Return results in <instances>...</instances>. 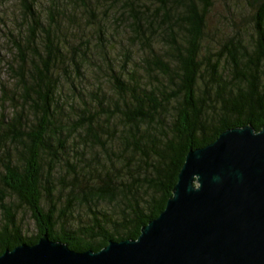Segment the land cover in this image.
<instances>
[{"label": "trees", "instance_id": "trees-1", "mask_svg": "<svg viewBox=\"0 0 264 264\" xmlns=\"http://www.w3.org/2000/svg\"><path fill=\"white\" fill-rule=\"evenodd\" d=\"M216 1L17 0L12 16L0 10L10 74L0 79V256L45 234L79 252L138 239L192 149L228 129H263L264 0H246L240 14L225 0L248 22L213 39ZM115 33L127 43L112 52Z\"/></svg>", "mask_w": 264, "mask_h": 264}, {"label": "water", "instance_id": "water-1", "mask_svg": "<svg viewBox=\"0 0 264 264\" xmlns=\"http://www.w3.org/2000/svg\"><path fill=\"white\" fill-rule=\"evenodd\" d=\"M0 264H264V127H236L192 149L174 195L138 239L79 252L48 234Z\"/></svg>", "mask_w": 264, "mask_h": 264}, {"label": "rangeland", "instance_id": "rangeland-1", "mask_svg": "<svg viewBox=\"0 0 264 264\" xmlns=\"http://www.w3.org/2000/svg\"><path fill=\"white\" fill-rule=\"evenodd\" d=\"M149 2L150 6L153 7V4H151V0H146ZM237 5V12L240 14L243 12L246 8V0H234ZM226 2L225 0H217L215 6L213 7L209 17H208V32L211 34V37L213 39H218L223 36H225L228 31L230 30L232 26V21L237 20L239 24L246 25L248 22V19H245L243 15H236L235 17H232L229 15L226 9ZM0 10L7 12L10 16H12L15 12L18 11V3L17 0H0ZM244 26H242L243 28ZM92 30L91 29H85V34L87 35L84 38H88L91 35ZM116 37H121V42H117L115 44H111L112 48L117 47L116 49H111L112 52L120 51L122 49L121 43L126 42V38L123 34L115 33ZM71 37L73 42L79 43L81 39L83 38V35L79 34L77 31L75 33L69 35ZM124 39V40H123ZM107 41L106 36H104L102 33H99V35L95 38V42L100 47H103V44ZM94 44V41H93ZM120 44V45H119ZM119 45V46H118ZM142 53L136 51L134 53L135 59L141 58ZM3 66V65H2ZM96 68V67H91ZM95 74L93 71L88 72V77L92 82H96L95 80ZM0 79H3L5 83H10V74L6 69H2L0 66ZM18 217L21 219V221L24 224V228L27 232L30 233H36L38 231V228L36 227L35 220L31 216V213L28 209H21L18 212ZM5 218L2 213V210L0 209V227L2 226Z\"/></svg>", "mask_w": 264, "mask_h": 264}]
</instances>
